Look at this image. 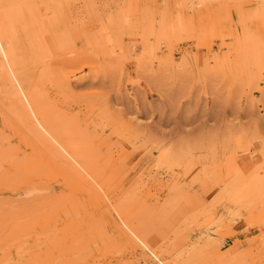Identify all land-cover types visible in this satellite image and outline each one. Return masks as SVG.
Masks as SVG:
<instances>
[{
  "label": "rangeland",
  "instance_id": "374dc122",
  "mask_svg": "<svg viewBox=\"0 0 264 264\" xmlns=\"http://www.w3.org/2000/svg\"><path fill=\"white\" fill-rule=\"evenodd\" d=\"M0 264H264V0H0Z\"/></svg>",
  "mask_w": 264,
  "mask_h": 264
}]
</instances>
